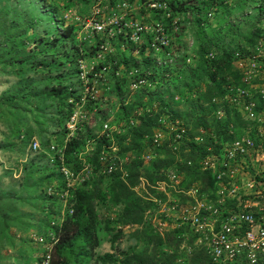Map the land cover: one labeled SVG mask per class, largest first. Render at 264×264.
<instances>
[{"label":"rangeland","instance_id":"obj_1","mask_svg":"<svg viewBox=\"0 0 264 264\" xmlns=\"http://www.w3.org/2000/svg\"><path fill=\"white\" fill-rule=\"evenodd\" d=\"M163 1L168 6V0ZM225 1L226 5L218 2L214 4L210 17L206 16L208 12L206 7H203L199 13H193L190 9L175 15H172L168 8L167 13L170 14V18L161 16L157 20L155 18L157 14L147 9L143 0H0V44L9 41L8 37H10L14 39V44L18 45V50L13 52H8L9 45H2V50L12 57L19 56L25 60L21 65H3L0 62V97L14 96V102L0 105V264H45L43 261L45 251L29 236L35 231L36 234L44 232V223L49 221L48 216L44 215L43 208L46 204L50 216H54L52 208L56 203V193L62 190L59 175L55 171L54 155L48 152V148L50 145L59 146L57 142L59 131L54 124L60 117L61 111L66 112L70 107L67 103L69 108L65 104L59 106L53 104L54 102L44 95L51 90H61L62 84L59 85L54 78L59 79L58 75L66 71L57 72L37 66L41 59L49 58L48 55L41 56L40 53L43 45L45 47V44L50 43L52 37L45 35L42 27L33 22L36 20L35 13L44 14L49 11L50 19L62 23L58 32L67 26L76 29L72 40L67 42V47L70 45L77 47L79 58L74 54L71 60L77 58L78 68V60L81 59L87 69L93 63L106 67L110 55L115 60V56L121 53L124 56L131 55L137 60L150 61L146 40L152 34L151 27L155 22L165 25L164 32L171 38L169 50L176 56L173 66L169 69L153 67L150 61L154 71L145 72L144 76H140L136 69L126 70L121 63L116 68L114 66L117 71L116 76L111 75L112 66L107 68L97 83L96 101L87 103L83 108L85 122L79 125L78 131L79 134L89 131L91 135L75 154L79 163L81 160L85 162L87 159L90 160L94 151L98 152L97 160L101 151L111 152V149H114L116 156L125 161L124 166L133 159L131 154L133 152L140 161V169H146L150 167L149 164L155 157L164 158L162 152L167 155V150H160V147L164 143H171L169 131L164 127L169 123H172L177 131L184 132L185 139L194 143L202 144L206 137L212 135V130L209 129L212 116L208 110L209 104L205 101L208 79L203 69L198 66L195 55L197 45L205 41L211 46L210 51L215 54L219 51L232 53L238 48L246 50L250 49L248 46L264 42V21L255 20L260 0ZM121 3L126 5L125 9L116 10L114 6ZM184 5L193 6L192 3L186 4V2ZM111 9H114V13ZM117 15L118 17L124 15L123 21L127 25L135 23L143 28L136 42H122L119 39L117 31L120 26L116 21ZM89 19H96L97 22L105 24V31L99 34L93 33L89 26L86 27ZM171 22L175 23L177 29L170 26ZM23 25L27 26L23 27ZM22 29L24 31L20 33ZM97 42L99 44H96ZM95 45H98L95 50L99 55L98 58L94 56L95 52L89 54L88 51ZM2 50L0 60L4 56ZM184 58H187V63L184 62ZM128 71H135L136 78L140 77L139 79L144 82L134 89L130 88L131 77L126 76ZM67 82L68 87L74 89L68 99H75L79 92L77 74H70V78L65 83ZM195 99L201 110L196 104L194 106ZM193 111L196 113H192ZM137 114L139 117L136 116ZM145 115L155 118V126L149 135L141 138L144 144L142 151L137 152L135 149L124 152L122 146L118 144L119 138H124V146L129 143V131ZM195 116L200 117L198 122L202 126L195 125L197 122ZM158 119L163 121V125L157 123ZM102 122L108 124L111 134L109 139H104L98 145L96 141L102 136L97 127ZM155 130L163 134L162 145L159 147H153L150 143V137ZM32 138L37 142L40 152L27 151V144ZM207 150L209 151L210 147L205 145L201 151H198L200 154L196 155L194 162L197 168L198 161L204 156L203 153H208ZM179 151L182 156L187 149L182 145ZM145 156L150 157L149 160L144 161ZM181 156L177 155L174 159L166 156L167 162L158 168L157 179H151L150 182L143 177L139 178L136 186L132 188L134 195L148 204L144 213V222L152 229V218L156 216L168 225L160 236L164 238L162 244H158L152 236L156 234L154 229H152L153 234L145 229L143 239L136 235L135 227H122L117 224L120 209L118 206H112L109 202H96L94 211L97 216V228L95 229L99 231L97 245H94L93 236L87 233L86 240L78 241L65 252L58 264H95V256L104 253H112L115 256L114 264H121L131 252L151 258L154 264L188 263L191 253L200 248L190 236L188 228L180 224V220L177 219L180 217L179 213L186 209V206L199 202L216 208L218 199L216 187L214 191H202L201 185L196 181L197 177L186 173L184 159ZM74 164V162L69 163L72 170ZM172 167L177 170L178 178L170 181L166 178L165 172ZM102 179L105 178L97 173L92 174L89 183L95 184L98 181L100 188H103L105 180ZM46 184L54 190L50 200L42 197L44 190L41 188ZM188 189H196L194 194L196 203L191 195L190 198L185 196ZM103 195L107 196L106 192H103ZM224 204L226 205L227 202L224 201ZM116 234L118 236L110 248V240ZM166 236L171 238L168 239L169 237ZM80 247L87 251L86 255L78 252Z\"/></svg>","mask_w":264,"mask_h":264},{"label":"built area","instance_id":"obj_2","mask_svg":"<svg viewBox=\"0 0 264 264\" xmlns=\"http://www.w3.org/2000/svg\"><path fill=\"white\" fill-rule=\"evenodd\" d=\"M246 1V0H243ZM147 9L153 10L155 14L160 12L162 17L168 19L167 3L163 0H143ZM175 2L196 5H209L207 17H210L215 3L226 5L225 0H168V3ZM123 3L116 4L114 8L125 9ZM114 13V9H111ZM112 17L114 15L112 14ZM124 15L116 18L119 24L118 37L122 42H136L138 34L143 28L126 24ZM115 21V22H116ZM89 26L95 34L105 31V24L97 22L96 19H89L86 27ZM171 27L177 29L174 22ZM165 25L155 22L151 27L152 34L147 38L146 50L154 67L171 68L176 62V56L169 50L171 38L164 32ZM109 31V23L108 28ZM121 35H124L121 37ZM264 42L256 43L252 49H241L233 53L231 57L232 71L235 72V80L225 79L223 93L212 99L216 106L213 117L217 120L224 117V108L233 109L237 112L240 120L245 123L241 135L230 143L224 145L216 154L207 150L198 161V170L208 172L214 179L218 206L212 208L201 202L196 203L194 194L196 189H188L185 196L192 198L195 205L186 206L179 213L180 224H184L192 236L195 244L207 257L209 264H264ZM190 46V45H189ZM101 48V47H100ZM213 51H208L205 58L211 61L214 57ZM95 57H99L95 52ZM93 56V58H95ZM108 66L93 63L88 69L84 62L78 60L77 79L79 81V92L75 99H68L70 114L64 123V139L62 145H50L48 152L54 155L55 171L59 175L62 184L60 193H56L60 209L57 220H52L50 226H58L65 214H71L72 202L71 193L77 187L90 181L93 174L92 167L81 160L77 171L69 170L64 165L63 145L75 136L79 131V125L84 121L83 108L89 102H95L98 94L97 83L101 80V74L112 66L111 75L116 76L114 69L119 65L116 60L109 56ZM187 63V58H184ZM130 76L129 87L134 89L142 84L144 80L136 78L135 71L126 72ZM102 86V84H101ZM139 117V114L136 115ZM148 118L150 115H145ZM134 117L133 120H135ZM157 123L163 125L161 119ZM131 124V121H129ZM165 129L169 131L172 151H178V146L184 138V132L174 129L169 123ZM99 133L104 139H109L111 129L106 122L99 123ZM163 134L159 130L153 131L150 143L153 147L162 144ZM111 149V152L101 151L97 162L100 167V174L109 176L114 171L120 172L121 178L126 177L123 171L124 162ZM27 151L32 153L40 152L37 142L32 138L27 144ZM150 157L145 156L144 161ZM189 167L190 161L185 162ZM166 173L168 180L178 178L177 170L172 167ZM162 183V182H161ZM47 196H53V187L45 189ZM191 195V196H190ZM224 201L227 204H224ZM222 203V204H221ZM224 204V205H223ZM149 218V213H146ZM153 228L159 236L166 231L168 225L162 219L154 216L152 218ZM46 241L36 234L30 233L34 243L43 247L44 263L49 259V251L55 239L51 231L45 233Z\"/></svg>","mask_w":264,"mask_h":264},{"label":"trees","instance_id":"obj_3","mask_svg":"<svg viewBox=\"0 0 264 264\" xmlns=\"http://www.w3.org/2000/svg\"><path fill=\"white\" fill-rule=\"evenodd\" d=\"M223 5V4H222ZM208 8L209 5H199L198 7L193 4V6H185L183 3H175L172 4L171 2L168 3V8L171 11L172 15H175L177 13L186 12L187 10H192L193 13H199V11L203 8ZM45 8V6L43 7ZM171 15V16H172ZM50 12L47 11V13H35L34 23H37L39 26L42 27V30L44 31L45 35H49L52 37L50 43L45 44V47L43 45V49L40 53V55H48L49 58L47 60L41 59L37 66L47 68L52 71L60 72L61 70H65L66 72H61L58 77L59 79L54 78L56 82L61 86L60 89L51 90L47 93H45L46 98H50L53 104L63 105L65 104L66 107L68 105L66 104L67 99L72 95L74 92V89L72 87H68L69 83H65L67 79L70 78V74L76 75L77 74V58H79V52L77 47H67V42L69 40H72V36L76 33V29L72 26H67L61 31L58 32V29L60 28L59 21L50 19ZM158 16V17H157ZM162 15L160 12H157L156 19L159 20ZM257 22L264 21V0H260V3L257 7V16L255 19ZM50 21V22H49ZM27 25H23V27H26ZM31 26V25H30ZM28 26V27H30ZM23 29L20 33H23ZM7 42H3L0 44V51L2 50V45H9L10 51L18 50L17 46L14 44L13 40L8 37ZM100 42V41H99ZM97 42L96 44H99ZM97 46L89 48V54H92L97 50ZM248 46V45H247ZM59 47V49L57 48ZM250 49L254 47L248 46ZM212 48L211 46L205 42L202 41L197 45L195 55L197 57L198 66L203 69L207 76V86H206V104H209L208 110L211 114V125L209 129L212 130V135L206 137L204 142L201 144L194 143L192 141H182V144L186 149L187 152L182 153L184 155L181 156L179 148L182 146L179 144L178 151H172L171 147L172 144H165L160 147V150L166 149V156H169L174 159L175 156L179 155L184 159V164L187 161H190L191 165L187 167L186 165V173L194 174L197 179L196 181L201 185L202 191L211 190L214 191L215 185H214V179L208 172H202L199 171L197 166H195L194 162L196 159V155L200 154L198 151H201V149L206 145L210 147V152L212 154L218 153V151L226 144L233 141L235 138L241 135L242 129L245 127V123L242 122L237 114V112L233 109H227L224 108V117L222 119H215L213 117V112L215 111L216 106L212 104L211 99L221 96L223 93V84L225 83L226 78H230L231 80H235L236 74L232 71L231 67V57L234 52L240 51L241 48L236 49L234 52L229 53L225 51H219L218 53H215L213 59L211 61H208L205 58V55L208 51H210ZM2 53L4 54L3 58H1L0 62L3 65H21L25 62V60L22 57H12L11 54H8L5 50H2ZM77 54L76 60L72 61L71 56ZM116 62L119 64H123L124 68L126 70L129 69H136L140 76H144L145 72L153 73L152 64L148 59H140L137 60L133 58L131 55L124 56L123 53L118 54L115 56ZM154 67V66H153ZM154 76V74H152ZM217 76V77H216ZM216 78L218 81H216ZM52 80V79H51ZM53 81V80H52ZM14 96L11 97H0V105L2 104H8L11 102H14L13 100ZM27 97V96H26ZM193 101V104L196 107L201 110V107L199 106V103ZM194 106L192 108L194 109ZM69 108V107H68ZM203 109V108H202ZM192 113H196V111H193ZM70 114V110L63 112L61 111L60 117L57 119V121L54 124V127L59 131V138L57 139V142L60 145L63 143L64 138V123L67 120L68 116ZM195 123L196 126H202L200 122H198L200 119L199 116H195ZM155 118H148L147 116L142 117V119L138 122V124L135 125V127L129 131L130 134V142L127 143L125 146L123 144L124 138H119V146L121 149L125 152L128 150H137V152L142 151V147L144 146L143 142L141 141V138L143 136L149 135L152 131V129L155 126ZM98 128V127H97ZM207 136V134H204V136ZM90 132L85 131L83 134H79L76 132L75 136L72 137L69 141H67L63 145V158H64V165L67 169L72 170V168L69 166V163H75L74 169L72 171H77L79 168V162L77 158L75 157L76 152L84 146V143L87 138H89ZM97 144L99 145L104 141V138L97 139ZM99 147H97L98 149ZM159 149V148H158ZM183 150V148H181ZM205 152V150H204ZM98 152L94 151V153L91 154L90 160L87 159V163L92 167L93 174H99L101 177L105 178L102 179L104 182V187L100 188L97 183H85L76 189H74L71 193V202H72V212L71 214H65L63 217L62 222L58 226H50V223L52 220H57V215L60 209V203L58 202V199H56V203L53 210L54 216H50V211L47 209V205L45 204V207L43 208L45 213V216H48V223H44V232L42 234L38 233L44 241H46V232L51 231L55 242L51 246L49 251V261L48 264H58L60 258H62L69 249H71L74 245L77 244L78 241H85L86 235L91 234L93 236L94 245H97V236L99 234V231L95 228H97V216L94 211V206L96 202H109L112 206H118L119 212H118V219L117 224L121 225L122 227H135L137 231H135L136 235L139 237H142L144 239L145 237V229L148 230L150 234H153L151 227L144 222V213L148 208V204L145 203V201L139 199L137 196L134 195L132 188H134L138 182L139 178H145L146 180L151 182V179H157L159 167L164 165L165 162H167V158L162 152L164 158L158 159L157 157H153L152 162L149 164V168L146 169H140V161L137 158V154L131 152L133 155V159L124 166L123 171L126 174V177L121 178L120 172L114 171L109 176H103L100 174V167L96 160V155ZM156 155H158L156 153ZM155 155V156H156ZM159 155L161 153L159 152ZM203 155H205L203 153ZM200 158V156H198ZM197 164V162H196ZM55 166V164H54ZM167 166V165H166ZM165 167V166H164ZM171 167V166H170ZM141 170V171H140ZM141 176V177H140ZM49 185H44L41 189L45 191V189ZM62 187V184H61ZM43 191L44 195L43 198L50 200L51 196H47L46 193ZM103 192H106V195H103ZM53 217V218H52ZM37 232V231H35ZM174 234V232H171V234ZM118 234L113 235L112 239L110 240V248H112V244L114 242V239H116ZM155 237L156 241L162 244L164 241V238L154 234L152 235ZM176 236V235H175ZM191 236V235H190ZM96 237V239H95ZM171 238V236H166ZM154 247V245H153ZM154 250V248H153ZM82 255H86L87 251L80 247L79 251ZM95 264H114L115 263V256L112 253H104L99 256H95L94 258ZM121 264H154L152 259H148L146 256H144L141 253H130L126 255V257L123 259ZM186 264H209V261L207 257L204 255L202 250H195L194 253H191V257L189 259V262Z\"/></svg>","mask_w":264,"mask_h":264},{"label":"clouds","instance_id":"obj_4","mask_svg":"<svg viewBox=\"0 0 264 264\" xmlns=\"http://www.w3.org/2000/svg\"><path fill=\"white\" fill-rule=\"evenodd\" d=\"M43 248V247H42Z\"/></svg>","mask_w":264,"mask_h":264}]
</instances>
